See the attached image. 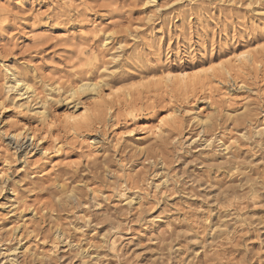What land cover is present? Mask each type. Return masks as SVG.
Wrapping results in <instances>:
<instances>
[{"label":"rangeland","instance_id":"rangeland-1","mask_svg":"<svg viewBox=\"0 0 264 264\" xmlns=\"http://www.w3.org/2000/svg\"><path fill=\"white\" fill-rule=\"evenodd\" d=\"M263 39L264 0H0V264H264V50L193 88L151 77ZM12 74L30 98L4 90ZM98 78L131 98L69 96Z\"/></svg>","mask_w":264,"mask_h":264},{"label":"bare ground","instance_id":"bare-ground-1","mask_svg":"<svg viewBox=\"0 0 264 264\" xmlns=\"http://www.w3.org/2000/svg\"><path fill=\"white\" fill-rule=\"evenodd\" d=\"M262 41V40H261ZM264 50V39L262 42H258L257 45L255 47H249V48H244L242 50H235L233 51L232 53L228 54V55H225L223 56V58H219L217 60H210L208 63L206 64H203V65H200V66H191L190 68L186 69V68H179L175 71H170L168 69L166 70H162V72H159V75L158 77L156 75L154 76H151L153 79H155L154 81H156L155 85L158 86V85H164L166 86L167 88H176V90H181V89H187V88H193V87H196L197 85H200L201 83H203L204 80H216V73L217 72H221L222 74H226V75H230L231 72L233 71L234 68L236 69H242V68H245L247 67L248 65L251 66V64H255L257 61H255V58H254V52H258V50ZM14 74V73H13ZM12 74V79L10 80L9 82V85L7 87L4 88L7 89L8 93H12V92H17L19 97H24L26 96L27 98H30L34 93V86H32L30 84V82L28 81V79L26 80V77H23V76H20V75H13ZM150 77V78H151ZM100 78V77H99ZM98 78V79H99ZM145 80V79H144ZM148 81V80H147ZM217 81V80H216ZM128 84V83H127ZM76 85V84H75ZM108 84H105L104 81L102 79H99L97 81H92V80H82L79 82V84H77L76 86H72L70 87V90L69 91V96H79L78 94H83V93H88L90 94V98L91 100L94 101V107L96 108V110H102L104 108V104L106 102V99H110V98H115V96H124L126 99L128 98H131L132 94H131V91L126 89L125 87H111V88H108L110 89L109 91V94H106L104 95V87H106ZM6 86V84H5ZM128 86V85H127ZM129 87V86H128ZM10 93V94H11ZM76 96V97H77ZM18 97V96H17ZM73 98V97H72ZM112 100V99H111ZM27 105V104H26ZM43 109H41V111L37 112L36 114L41 117V119H46V111L44 110V107H42ZM83 112L81 111L80 113H72L70 115H67L66 116V122L69 124L70 127H72V129H76L77 127L81 126L83 123H87V121L91 118V115H90V109L89 108H83ZM39 110V109H38ZM169 120L170 121H174L175 120V113L171 112L169 114ZM252 115V114H251ZM251 118V117H250ZM249 118V119H250ZM253 118V116H252ZM237 119V118H236ZM246 119V118H245ZM244 119V120H245ZM248 119V120H249ZM165 120V119H164ZM164 120H161L159 121V123L154 127V131H155V134L160 136L161 134H164L165 133V130H164V127H165V121ZM168 120V119H167ZM168 120V121H169ZM198 124H203L205 127L209 126V119L208 117L207 118H203V119H200V118H195L194 119ZM211 120V119H210ZM239 120H236V122H238ZM252 121V119H251ZM254 121V120H253ZM213 122V120H212ZM214 123V122H213ZM250 123V121H249ZM252 123V122H251ZM212 124V123H211ZM210 124V125H211ZM213 125H211V127L209 129H213L212 127ZM243 126H246L244 125L243 123ZM251 126V124H250ZM240 127V125H239ZM242 128V127H240ZM246 128V127H244ZM205 130V129H204ZM255 133V132H254ZM257 135V132L255 133ZM258 134H261V132H258ZM209 141L206 140L205 143H207ZM252 143V142H251ZM255 143V142H254ZM256 144V143H255ZM208 146V145H207ZM154 148V147H153ZM152 148V149H153ZM156 148V147H155ZM255 148V147H254ZM157 149V148H156ZM154 150V149H153ZM149 152H152L151 148H150V151ZM157 152V151H156ZM152 154V153H151ZM150 154V155H151ZM155 154V152H154ZM156 155V154H155ZM206 155V154H205ZM212 155V154H211ZM154 157V156H153ZM152 157V158H153ZM163 157V156H161ZM207 157V156H206ZM239 157V156H237ZM151 158V157H150ZM213 158V157H212ZM215 159V158H214ZM212 159V160H214ZM241 159V158H240ZM162 160V159H161ZM205 160V159H204ZM162 163L165 164V161L162 160ZM237 165H239L238 162H235V163H230L227 166L228 169L225 168V172H230L231 171H234V170H237V172L241 173L240 175H243L245 174V177L244 179H251L248 178L246 175H252L253 173H251L252 171H256L255 169L251 168L250 165H248V167H245L244 171H247L249 168V172H242L243 168L240 169V167ZM225 166V167H226ZM230 167V168H229ZM221 168V167H220ZM223 168V167H222ZM257 168V167H256ZM224 170V169H223ZM220 172V171H219ZM255 173V172H254ZM220 174V173H219ZM233 174V173H232ZM257 172L255 173V175L253 174V176H256ZM261 174V173H260ZM259 174V175H260ZM213 175V174H212ZM218 175V174H217ZM203 176V175H201ZM227 176V175H226ZM234 176V175H233ZM236 176H239V175H236ZM262 176V175H261ZM209 177V176H208ZM229 177V176H228ZM198 178V177H197ZM213 178V177H212ZM227 178V177H226ZM231 178V177H229ZM217 178H214L215 182H213V179L211 180L210 178L206 179L205 177V180H206V183H208L211 188H214L215 186H218V189L219 190H222V193L228 195L227 193H230L232 196L233 193H231V191H234L236 190V188H244L247 186L245 184H242L240 183V185L237 187L236 185L233 186V185H228L225 183V184H222L220 183L222 180H220V182H217L216 183V180ZM236 180V179H235ZM235 180H232L233 182ZM253 180V179H252ZM256 180V179H255ZM219 181V180H218ZM231 181V180H230ZM246 181V180H245ZM250 181V180H249ZM254 181V180H253ZM238 182V180H237ZM240 182V181H239ZM257 182V181H255ZM246 183V182H245ZM234 184V183H233ZM200 185V184H199ZM256 186V185H255ZM253 187V186H252ZM257 187V186H256ZM255 187V188H256ZM65 189V187H64ZM252 189V188H251ZM240 190V189H239ZM244 190V189H243ZM218 190H216L217 192ZM214 193L213 189L212 191L210 192V194ZM257 190H255L253 192V194L256 196L257 195ZM76 192L74 191V189L72 190L71 192V196H67L69 198L66 199V201L63 203L68 205L71 203L72 201V198L76 197ZM208 194V193H207ZM209 194V195H210ZM250 194V193H249ZM70 195V194H69ZM78 195V194H77ZM208 195V196H209ZM216 195V194H215ZM218 195V194H217ZM229 196V197H230ZM234 196V195H233ZM260 196V195H259ZM78 197V196H77ZM221 197V196H220ZM239 197V195L237 196ZM241 197V196H240ZM228 198V197H227ZM235 198V197H234ZM131 199V198H130ZM231 199V198H230ZM224 199H219L216 201V204L217 205H222L223 203L226 204V202L224 201ZM133 201V200H131ZM229 201V200H228ZM60 202V201H59ZM215 202V201H214ZM62 203V205H64ZM60 204V203H59ZM219 206V208H220ZM211 210V209H210ZM212 211V210H211ZM220 211V210H219ZM227 211V210H226ZM220 213V212H219ZM228 213V212H227ZM225 214V213H224ZM230 214V213H229ZM219 215V214H218ZM228 215V214H227ZM232 215V214H231ZM208 216V215H207ZM221 215H219L217 217V220H219V222H222L221 224H213L210 228L211 231L213 230H216V229H220L222 228L223 226H227L228 227V221L226 220H222L223 217H220ZM230 216V215H229ZM240 216V215H239ZM221 220H220V219ZM228 218V217H227ZM210 219V218H209ZM208 219V220H209ZM215 218H213L214 220ZM212 220V221H213ZM216 220V221H217ZM238 220V219H237ZM236 220V221H237ZM247 220V219H246ZM250 220V219H249ZM232 222V221H231ZM253 222V221H252ZM237 223V222H236ZM231 224V223H229ZM233 224V223H232ZM235 224V223H234ZM242 225V224H241ZM186 228V227H185ZM231 228H232V225H231ZM224 229V228H223ZM229 229H230V225H229V228H228V232H229ZM226 230V228H225ZM233 230V229H232ZM219 234H220V231H218ZM226 232V231H225ZM230 233V232H229ZM230 235V234H229ZM58 239V238H57ZM70 245V247H73V245L71 244H68ZM113 246V245H112ZM16 250V249H15ZM11 251V250H10ZM9 251V252H10ZM14 251V250H13ZM81 251V250H80ZM85 252V251H84ZM15 253V252H14ZM80 253V252H79ZM13 254V253H12ZM82 254V253H81ZM85 254V253H84ZM11 255V254H10ZM33 256V255H32ZM81 257V256H80ZM83 258V257H82ZM15 260V259H14ZM83 261V260H82ZM88 261V260H87ZM87 261H84L82 264H88ZM34 262V261H33ZM12 264H16L15 261H11ZM24 263V262H23ZM50 263V262H49ZM25 264V263H24ZM35 264V263H34ZM90 264V263H89Z\"/></svg>","mask_w":264,"mask_h":264}]
</instances>
